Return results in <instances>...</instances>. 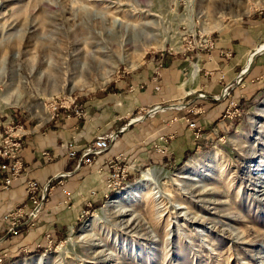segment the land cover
I'll use <instances>...</instances> for the list:
<instances>
[{
  "label": "rangeland",
  "instance_id": "374dc122",
  "mask_svg": "<svg viewBox=\"0 0 264 264\" xmlns=\"http://www.w3.org/2000/svg\"><path fill=\"white\" fill-rule=\"evenodd\" d=\"M135 9L140 18L134 17ZM259 14H264V0H0V149L6 136L24 133L18 156L22 169L10 189L28 178L21 156L29 123L39 129L84 119L82 98L114 89L153 57L212 50L226 25ZM141 25L160 48L147 49L143 37L131 34ZM263 51L252 54L249 68ZM244 76L245 70L216 97L229 103L214 124L200 125L207 111L199 104H193L192 118H182L195 141L205 140L202 150L177 165L137 171L124 154L114 157L108 161V198L96 208L88 205L63 242L10 262L0 254V264H264V97L248 106L234 99ZM174 105L139 108L128 124ZM220 121L227 127L220 128ZM167 147L157 149L165 155ZM4 164L10 161L0 157V167ZM149 171L154 181H146ZM116 172L125 175L122 185L109 188ZM68 178L52 184L43 213L55 187L68 189ZM7 179L0 170V183ZM47 183L27 179V194L29 184L41 189ZM69 198L63 206L72 205ZM26 206L32 208L29 194L28 203L13 211ZM39 217L23 218L15 227L3 220L9 233L17 234Z\"/></svg>",
  "mask_w": 264,
  "mask_h": 264
},
{
  "label": "crops",
  "instance_id": "0c3cea01",
  "mask_svg": "<svg viewBox=\"0 0 264 264\" xmlns=\"http://www.w3.org/2000/svg\"><path fill=\"white\" fill-rule=\"evenodd\" d=\"M214 40L212 50L153 57L114 89L103 95L82 98L79 102L84 119L74 117L53 127L38 126L39 129L32 128L31 123L27 125L21 156L27 179L44 185L62 172H71L67 190L72 205L63 206L66 197L57 186L49 196L47 211L34 225L24 223L17 234H10L9 224L3 219L17 206L28 203L27 179L16 182L9 191H0V254L7 255V262L58 245L79 225L82 211L88 205L93 208L102 205L109 196L107 181L111 170L108 161L114 157L124 154L137 171L153 164L177 165L186 161L194 150H202L205 140L195 141L182 118H192L190 110L193 104H199L207 111L199 119L200 125L214 124L229 103L218 101L216 97L222 95L226 86L235 83L244 70L245 84L234 90V99L248 106L264 97V79L261 78L264 51L256 56L251 68L248 67L252 54L264 47V14L226 25ZM144 82L148 85L143 90L130 91V87ZM157 86L159 92H156ZM170 102L177 105L161 111L165 108L162 105ZM155 106L161 109L157 115L138 124H128L137 109ZM176 117L181 121L174 122ZM219 126L227 127L221 121ZM168 134L171 135L169 140L162 136ZM108 135L116 137L110 148L93 159L92 167L83 164V148L97 136ZM72 142L77 147L75 159L66 156ZM157 146H168V153L161 154Z\"/></svg>",
  "mask_w": 264,
  "mask_h": 264
},
{
  "label": "built area",
  "instance_id": "2783aa9c",
  "mask_svg": "<svg viewBox=\"0 0 264 264\" xmlns=\"http://www.w3.org/2000/svg\"><path fill=\"white\" fill-rule=\"evenodd\" d=\"M23 136L20 133L19 136H15L14 133H11L8 137L6 136V138L2 141L0 157H2L4 160L10 161V164H4L0 167L1 172L9 176V179L5 181V184L0 183V191L9 190L13 182L16 181L20 176L22 162L19 160L18 156L19 153L22 151L21 139ZM109 142L110 139L98 137L93 143L89 144L82 150L81 162L89 167H92L93 159L95 157L103 155L108 150L110 144ZM76 148L77 147L74 144H70L68 147V151L66 152V156L68 158L77 157ZM68 177H70V174L60 173L41 189L37 184H29L28 194L30 196L32 208L29 209L27 206L25 208H17L12 213L7 214L4 219L8 220V222L10 221L13 227L17 226L19 223L17 221L22 220L23 218L30 221L35 220L37 217L40 216V214L43 213L45 209V202L49 193L52 191V184L57 181H60V184H62L63 180ZM122 177H125V175L123 174V176H121L118 172L114 173L111 179L109 180V188L111 187L114 189L122 185ZM63 193L65 196L68 191L64 190ZM66 196H68V198L65 199V201H68L70 199L69 194H67ZM87 212H84V214H87Z\"/></svg>",
  "mask_w": 264,
  "mask_h": 264
},
{
  "label": "bare ground",
  "instance_id": "6f19581e",
  "mask_svg": "<svg viewBox=\"0 0 264 264\" xmlns=\"http://www.w3.org/2000/svg\"><path fill=\"white\" fill-rule=\"evenodd\" d=\"M135 1H137V2H141V0H135ZM108 2H109V0H108ZM260 2V1H259ZM258 4V3H257ZM136 10V13H135V15H134V17L135 18H140L141 16V13H139V10L137 11V9H135ZM141 12V11H140ZM138 23V25H139V21L137 22ZM137 27V26H136ZM146 29H148V27H146L145 25H141L140 27H137V28H134V27H132L131 29H130V31H131V34L132 35H134L135 37H143L144 39H143V46L144 47H146L147 49H150V48H152V49H154V48H156V49H158V48H160V46L159 45H157L156 44V42H157V40H156V38L153 36H151L150 34H148V33H145V30ZM129 31V32H130ZM133 32V33H132ZM130 36V35H129ZM97 139V138H96ZM95 139V140H96ZM94 140V141H95ZM93 141V142H94ZM93 142H91V143H93ZM90 143V144H91ZM111 143V142H110ZM75 145V144H74ZM76 146V145H75ZM88 146V145H87ZM110 148V147H109ZM84 149V148H83ZM144 175H145V178L147 179L146 181H154V175L152 174V172H145L144 173ZM131 188L133 189V191L134 190H136V187H134V186H131ZM123 189V188H122ZM118 193V192H117ZM116 193V194H117ZM147 193V192H146ZM150 194V193H149ZM144 195H146V194H144ZM144 197V196H143ZM147 197V196H146ZM37 264H43V261L41 260V261H39V262H37Z\"/></svg>",
  "mask_w": 264,
  "mask_h": 264
}]
</instances>
